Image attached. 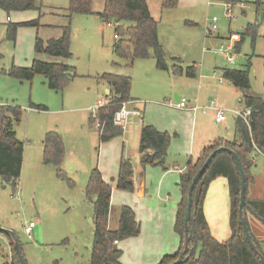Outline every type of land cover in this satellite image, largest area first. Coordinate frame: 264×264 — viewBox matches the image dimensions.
<instances>
[{"label": "rangeland", "instance_id": "obj_1", "mask_svg": "<svg viewBox=\"0 0 264 264\" xmlns=\"http://www.w3.org/2000/svg\"><path fill=\"white\" fill-rule=\"evenodd\" d=\"M148 1L156 16L163 15V23H176L170 27L177 37L176 49L183 54L185 69L187 65L196 64L195 78L158 70L152 54L147 58H136L129 64L111 50L115 42L114 27L102 23L94 13H76L71 17L69 58L36 54V35L44 40L61 35V26L68 22L69 0H36L39 9L9 13L0 8V103L21 108V119L15 124L14 131L24 149L16 188L0 184V227L12 231L26 264L89 263L94 232L93 198L86 196L85 187L91 170L100 169L109 160L105 144L98 142L94 127L88 123L97 101L104 98L105 86L98 82L102 81L100 75L130 76L131 94L146 101L147 109L154 102L149 108L152 114H160L165 109L157 103L169 106L176 102L174 94L164 92L166 87L171 90L177 86L176 94L184 98L185 103L187 100L192 102L188 97L196 86L192 81H209L210 77L220 79V68L224 67L242 69L248 66V92L264 97V0L259 6L262 16L257 14L255 0H178L175 8L166 10L157 0ZM102 7V0H93L94 11ZM36 18H39V27L18 26L14 38L8 34L9 23ZM212 18H217V31L210 36L204 29ZM185 21L192 24L185 25ZM249 23L255 25V35L244 34L240 50L236 52L233 44L241 34L235 30L244 29ZM130 24L127 22L126 26ZM181 32L186 33L193 49L183 47ZM228 56L230 61L226 60ZM34 58L72 65L78 77L63 90H54L47 85L43 75L36 74L31 81H20L7 74L12 65L27 67ZM185 83L189 86L183 87ZM232 104L236 110L244 107L238 97ZM35 105L45 108L35 109L32 107ZM234 117L228 113L226 120L212 126L210 131L214 129L221 134L219 137L233 140ZM206 119L209 121L211 116L206 114ZM48 131H56L62 138L64 157L60 166L72 183L58 178L53 164L43 163L42 142ZM122 135L128 142L125 144L128 152L132 141L129 127ZM132 142L137 148L138 137ZM258 179L264 193V171L258 174ZM248 220L252 232L257 234L264 257V225L252 216H248ZM30 221L35 227L28 237L24 225ZM10 260L9 239L0 233V264H8Z\"/></svg>", "mask_w": 264, "mask_h": 264}, {"label": "trees", "instance_id": "obj_2", "mask_svg": "<svg viewBox=\"0 0 264 264\" xmlns=\"http://www.w3.org/2000/svg\"><path fill=\"white\" fill-rule=\"evenodd\" d=\"M103 8L97 13L102 22L111 23L115 29L117 40L113 44V52L117 56L129 61L136 58H147L150 54L155 59L158 69H166L165 52L158 39L157 22L150 14L147 0H102ZM93 0H69L66 8L68 22L61 26V35L58 38L42 39L35 36L34 51L36 54H49L63 59L71 56V17L73 14H93ZM177 0H161V8H172ZM256 11L259 12L261 0H255ZM0 8L9 13L11 11H23L37 7L36 0H0ZM40 18V17H39ZM39 18L8 24V34L14 38L18 26L39 27ZM130 22V25H121ZM255 25L248 24L241 33V38L235 43L234 48L239 52L244 34L254 36ZM264 65V57H263ZM181 73V67L176 68ZM188 76L194 75L192 66L185 69ZM7 74L20 81H31L34 75H43L47 85L54 90H63L77 77L75 67L56 61H45L34 58L27 67L12 65ZM222 78L231 82L242 92L241 102L250 108L248 123L241 118H235V138L232 141L216 138L200 152L195 159L187 161L184 171L180 174L178 186L181 197L177 204L174 230L178 234L180 242L178 250L171 255H164L157 264H171L179 257L184 245L183 220L187 205V192L192 177L201 167L207 156L216 148L224 146L234 151L241 161L246 176V193L243 204V215L246 219L253 243L260 251L259 241L254 236L248 216L252 215L264 225V200L250 199L247 195V184L251 180L250 169L252 153L257 151L264 155V97L254 95L249 91L248 66L242 69L223 68ZM109 86L111 92L106 95L107 104L99 107L95 114L89 115L88 123L97 131L98 142L108 141L122 134L119 126L113 123L114 113L120 104L130 98L131 77L103 73L99 76ZM35 109H44V106H32ZM22 110L17 105L0 104V184H10L16 188L20 177L23 143L15 134L14 126L21 119ZM99 124L96 128L95 125ZM174 135L166 131H160L150 124H141L138 137V154L140 164L144 166H165L168 145ZM43 163L53 164L56 167L57 177L71 182L61 162L64 157V145L62 138L56 131H48L43 139ZM133 166L129 157L121 156L116 178V188L124 191H133L132 180ZM217 176H224L228 183L229 196V226L230 236L225 241L214 238L209 230L203 212V201L210 182ZM111 186L106 183L100 170L95 167L91 170L88 183L85 187L86 196L91 199L93 205L94 232L91 243L90 264H122L119 261L122 250L116 246L115 241L137 236L140 232V222L136 219L134 210L128 205H121L118 213V225L115 229L108 226L110 212ZM240 193V176L232 155L226 151H219L210 161L208 167L197 181L192 191L190 227V252L181 257L179 264H261L258 256L252 251L245 239L240 218L238 215ZM9 239L13 264H19L12 239L9 235L1 233ZM261 253V251H260Z\"/></svg>", "mask_w": 264, "mask_h": 264}, {"label": "crops", "instance_id": "obj_3", "mask_svg": "<svg viewBox=\"0 0 264 264\" xmlns=\"http://www.w3.org/2000/svg\"><path fill=\"white\" fill-rule=\"evenodd\" d=\"M157 2H159L161 6V0H157ZM147 3L150 14L157 22L158 39L164 49L167 66V68L163 70L158 69L156 64L155 67L160 71L171 72L173 75H185L188 78H195L196 64L187 65V67L192 66L194 70V75L188 76L184 71L183 54L176 49L175 40L177 37L170 31V27L175 26L176 23H163V15L160 16L159 14V16H156L151 11L148 0ZM162 9L166 10L171 8ZM101 10H93V12L102 22L97 15ZM6 19L9 21L8 16ZM208 22L207 26L211 27L212 21L209 20ZM126 23L127 22H124L121 25L126 26ZM128 23L130 24V22ZM104 24L107 25V23ZM191 24L192 22L185 21V25ZM216 31L217 22L212 34ZM235 31L237 34H241L237 32V30ZM212 34H210V36ZM113 37L116 42L117 38L115 37V33ZM180 37L181 43L184 44L183 47L185 49L186 47H188L189 50L193 49V45L190 39L187 38L185 32H181ZM239 38L234 42L233 48ZM220 49H222V45ZM111 50L113 52V46ZM152 58L154 59L153 56ZM226 60L229 61L227 58ZM178 67H181V73L176 72V68ZM221 69L223 68H220V79L210 77L211 79L209 81H202L200 79L199 81H192L196 84V86L193 87L194 92L188 95L192 102L187 100V103H185L183 107L178 106L180 101H184V98L176 94L178 92L177 86L171 90L166 87L164 92L174 94L176 102L174 104L170 103L169 106L157 103V106L165 108L160 114H152L151 111H149V108L154 106V102L151 104L148 103L150 105L147 109L146 101H141L137 95L131 94L130 92L128 106L130 108H136L141 112L140 116L131 117L127 124V129L129 127V134L132 135V141L135 137H139L140 127L143 123L153 125L160 131H166L174 135L168 145L165 158V166L167 169H163L161 166L147 165L143 167L139 161L138 145L136 148L134 142L130 140L131 143L128 145V152L126 151L125 144L128 142L126 141V137L122 135L124 132L108 141L101 142L105 144V148L108 150L109 160L106 165L100 166L99 170L103 180L112 188L108 226L110 229H115L117 227L118 213L121 205L130 206L135 212L136 219L140 222V232L137 236L128 237L115 242L116 246L122 250L119 258L120 263L157 264L164 255H171L178 250L180 239L174 230V222L177 204L181 197V191L178 186L179 176L184 171L187 161L190 158H197L204 147L221 136V134H218L214 129L210 131V128L226 120L225 118L222 122L214 121L215 111L209 107L210 103L212 102L214 106L217 104L218 107L223 108L226 117L228 113L232 115L233 111L236 110L233 109L232 102L234 103L237 97L239 103H242V92L231 82L222 78ZM213 75H215L214 71ZM201 76L200 74V77ZM223 79L225 81H222ZM98 82L104 84V98H106L105 96L110 94L111 90L103 80ZM186 86H189V83L183 85V87ZM206 114L211 116L209 121L206 119ZM173 118L175 120L171 121ZM235 118L236 117L233 118L234 123ZM139 122L140 125L138 124ZM93 129L96 131L95 128ZM225 140L232 141L230 139ZM121 156L129 157L132 160L134 190L131 192L116 188V178ZM252 158H254V164L250 169L251 180L247 184V195L250 199L264 200V193L258 179V174L264 171V155L254 151L252 153ZM203 212L211 235L219 241H225L230 236V226L228 183L224 176H217L208 185L203 201ZM88 264H90V259Z\"/></svg>", "mask_w": 264, "mask_h": 264}, {"label": "water", "instance_id": "obj_4", "mask_svg": "<svg viewBox=\"0 0 264 264\" xmlns=\"http://www.w3.org/2000/svg\"><path fill=\"white\" fill-rule=\"evenodd\" d=\"M237 32L242 33L243 29H237ZM223 150L228 151L232 155V158L235 161L237 169L239 171L240 193H239L238 215H239V218H240V222H241V226H242V229H243V233H244L245 239L248 242V244H249L250 248L252 249V251L258 256L260 263L264 264V257L260 253V251L256 247V245L253 243L251 234H250L248 226H247L246 219H245V217L243 215V204H244L245 193H246V176H245L243 167L241 165V161H240L239 157L237 156V154L234 151H232L231 149H228V148H226L224 146H221V147H218V148L214 149L207 156V158L205 159V161L203 162L201 167L197 170V172L192 177L191 183H190V185L188 187L187 205H186V211H185L184 220H183L184 235H185L184 245H183L182 251L179 254L178 259L176 261L172 262L171 264H179V262L181 260V257L184 256L186 253L190 252V248H189V240H190L189 220H190V213H191L192 191H193L197 181L199 180V178L202 176V174L204 173V171L208 167L210 161L215 156V154L217 152L223 151ZM0 233H4V234L9 235L11 237L12 246H13V248L15 250L16 255H17L18 263L19 264H26V261L24 260V257L22 255V252H21V249H20V246H19L18 242L13 239L14 235H13L12 231H10L8 229H5L3 227H0ZM109 264H113V263H109Z\"/></svg>", "mask_w": 264, "mask_h": 264}, {"label": "built area", "instance_id": "obj_5", "mask_svg": "<svg viewBox=\"0 0 264 264\" xmlns=\"http://www.w3.org/2000/svg\"><path fill=\"white\" fill-rule=\"evenodd\" d=\"M212 25L211 27L206 26L204 29L205 34L210 35L213 33V30L215 28L216 22H217V18H212ZM107 25H111V23H107ZM115 37L117 38V35H115ZM227 59L230 61V56L227 57ZM107 104V100L106 98L103 99H99L96 103V107L94 109V111L92 112L93 114H95L97 112V109L99 107H102L104 105ZM185 105L184 101H180L178 106L183 107ZM210 108L214 109L215 113H214V121L215 122H222L225 120L226 115H225V110L223 108L214 106L213 103H210ZM250 108L248 107H243V109H238L233 111V114L235 115V117L237 118H241L243 121H245L246 123H248V119L250 116ZM141 112L136 109V108H130L128 106V101H124L120 104L119 109L114 113L113 116V123L117 126H119L122 130V132H125L127 129V124L130 121V118L133 116H140ZM99 126V124L97 123L95 125V127L97 128ZM252 161H254V158H252ZM34 222L30 221L27 224L24 225V232L30 236L31 232H32V228L34 227ZM117 242V241H115ZM8 264H13L12 261V255H11V260Z\"/></svg>", "mask_w": 264, "mask_h": 264}]
</instances>
